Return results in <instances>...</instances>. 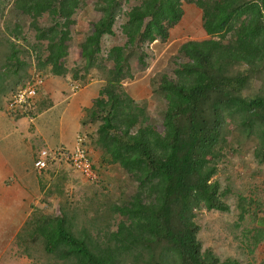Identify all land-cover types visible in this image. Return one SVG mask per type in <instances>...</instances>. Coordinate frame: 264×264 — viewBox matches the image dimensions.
<instances>
[{
  "label": "trees",
  "instance_id": "trees-1",
  "mask_svg": "<svg viewBox=\"0 0 264 264\" xmlns=\"http://www.w3.org/2000/svg\"><path fill=\"white\" fill-rule=\"evenodd\" d=\"M91 1L100 18L81 36L80 64L69 68V46L81 34L76 15L86 0H0V109L35 76L71 75L85 84L96 70L102 86L83 121L94 128L86 145L100 152L95 171L111 165L125 175L118 187L107 184L74 201L65 162L36 170L42 189L50 176L44 197L57 206L36 226L42 244L32 264H238L203 249L196 217L202 210L228 213V198L236 196L233 237L250 247L262 231L261 187L237 194L214 177L237 150L264 163V0H140L128 7L129 0ZM183 3L201 11L205 38L165 53L164 69L149 81L161 105L153 117L148 99L136 100L140 91L124 85L148 67L152 46L169 39ZM120 18L125 41L103 52ZM31 240L22 241L24 252Z\"/></svg>",
  "mask_w": 264,
  "mask_h": 264
},
{
  "label": "crops",
  "instance_id": "crops-1",
  "mask_svg": "<svg viewBox=\"0 0 264 264\" xmlns=\"http://www.w3.org/2000/svg\"><path fill=\"white\" fill-rule=\"evenodd\" d=\"M88 80V79H87ZM72 84L79 85L74 93ZM102 84L90 79L85 84L66 77L49 75L37 86L33 111L11 114L0 109V264H26L21 240L17 237L44 202L49 183L33 163L42 149H71L78 134L94 129L83 123L86 110L99 95ZM92 161L100 152L90 147ZM113 166H108V170ZM114 168V167H113ZM70 173V172H68ZM76 173V172H75ZM75 176H79L78 174ZM40 205V206H39ZM42 209V208H39ZM256 226L262 229L251 246L241 245L244 264H264V219ZM249 227H251L249 225ZM234 238V237H233Z\"/></svg>",
  "mask_w": 264,
  "mask_h": 264
},
{
  "label": "rangeland",
  "instance_id": "rangeland-1",
  "mask_svg": "<svg viewBox=\"0 0 264 264\" xmlns=\"http://www.w3.org/2000/svg\"><path fill=\"white\" fill-rule=\"evenodd\" d=\"M5 2H11V0H5ZM86 2L87 7L79 10L76 15V19L78 20L77 33L80 32L81 34H75L76 38L69 46V55L65 59V64L69 68H73L76 64H80L81 36L84 33L89 32L90 25L98 21L100 18V14L92 9V1L86 0ZM139 2L140 0H129L127 7L129 5H136ZM182 8L183 16L181 20L173 28H171L169 39L164 43L157 42L152 46V50L150 49V57L147 61L148 67L146 69H140V67H138L133 78L128 80L124 85L126 88L131 90L135 88L140 91V96H138L136 100L140 101L142 99H148L146 100L147 109L153 117H157L158 110L160 109L161 105L159 101L154 99V95L150 92L151 88L149 87V81L153 74H156L164 69L166 62L161 66V61L165 53H167L169 50L173 51L174 47H178L180 44L186 41L201 40L205 38L201 27V11L198 10L194 5L186 3H183ZM6 11L7 8L3 14L4 20L6 19ZM123 23L124 19L120 18L114 25V36L103 39V52L107 51L110 46L122 44L125 41L124 37L120 34V26ZM24 35H26L29 39L32 37L31 31H28L26 27L24 29ZM134 68H137V66L134 65ZM99 78L100 75L96 72V70H91L89 75H87L88 80H99ZM155 120L158 121L159 118H156ZM88 150L91 160H93V157L91 156L92 152L90 153V148ZM72 171L68 173V185H66V188H68L69 193L75 194L74 201H78L80 198L84 199L86 196L90 194L92 195L94 192L101 191L102 188L107 184L116 188L118 185H121L120 180H124L125 176L113 167L105 172L98 169L96 172L99 177L98 180L101 182L96 184L84 181V179L81 180L82 178L72 174ZM214 179L219 182L221 189L231 187L232 191L236 192L237 194H247L248 190L254 187L259 189L261 187L258 194H264L262 193V188H264V163L258 164L253 158V154L248 151L245 153H240V151L237 150L236 153H227L226 157L219 164L218 172ZM55 202L56 201L54 200L53 196H46L44 198L43 204H41V207L37 208L36 212L30 218L24 230H22V232L17 237L19 240H21V244L23 240L30 243L31 236L35 238L34 240H31L33 248L31 249L28 245L26 252H24V256L28 260L26 264H32L31 256L37 252L40 245L42 244V237L35 235L36 226L43 219L45 214L50 212L53 207L57 206ZM227 202L230 207V211L228 213H221L217 211L207 212L205 210H202L201 212L199 211L197 213L196 222L200 227L198 239L201 241L203 249L208 248L213 250V252L218 257H220L221 260L231 258L237 260L238 264H244V253L241 249V243L235 237L233 238V225L237 221L238 216L236 210L237 197L230 196ZM263 216L264 214H262V211L260 210L258 221L260 219H264ZM240 230L241 229L235 232L238 234V231ZM22 247L24 246L22 245ZM28 249H31V253Z\"/></svg>",
  "mask_w": 264,
  "mask_h": 264
},
{
  "label": "built area",
  "instance_id": "built-area-1",
  "mask_svg": "<svg viewBox=\"0 0 264 264\" xmlns=\"http://www.w3.org/2000/svg\"><path fill=\"white\" fill-rule=\"evenodd\" d=\"M40 78L35 76L31 81L19 86L4 101V110L13 114L14 112H30L35 109L37 86ZM79 85L70 86L72 92L78 90ZM86 145V135L80 133L76 136L74 145L71 149L65 147H56L52 149H42L39 151L33 166L37 172L49 169L57 162H65L74 172L78 173L82 179L89 183H95L99 177L93 167V163Z\"/></svg>",
  "mask_w": 264,
  "mask_h": 264
},
{
  "label": "bare ground",
  "instance_id": "bare-ground-1",
  "mask_svg": "<svg viewBox=\"0 0 264 264\" xmlns=\"http://www.w3.org/2000/svg\"><path fill=\"white\" fill-rule=\"evenodd\" d=\"M41 80V79H40Z\"/></svg>",
  "mask_w": 264,
  "mask_h": 264
}]
</instances>
